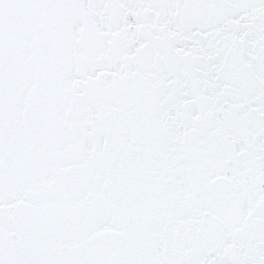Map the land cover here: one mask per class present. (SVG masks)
Returning a JSON list of instances; mask_svg holds the SVG:
<instances>
[{
  "label": "snow or ice",
  "instance_id": "obj_1",
  "mask_svg": "<svg viewBox=\"0 0 264 264\" xmlns=\"http://www.w3.org/2000/svg\"><path fill=\"white\" fill-rule=\"evenodd\" d=\"M0 264H264V0H0Z\"/></svg>",
  "mask_w": 264,
  "mask_h": 264
}]
</instances>
